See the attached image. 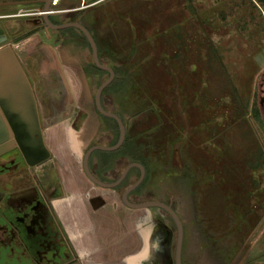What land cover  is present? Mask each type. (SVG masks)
Returning <instances> with one entry per match:
<instances>
[{
	"label": "rangeland",
	"instance_id": "obj_1",
	"mask_svg": "<svg viewBox=\"0 0 264 264\" xmlns=\"http://www.w3.org/2000/svg\"><path fill=\"white\" fill-rule=\"evenodd\" d=\"M71 6L76 19L91 28L98 57L113 67L104 100L125 125L124 144L93 150L90 157L97 162L91 166L113 179L129 161L143 163L148 177L129 200L156 196L176 208L184 264H264V0H57L51 8ZM36 11L37 3L0 7V13L33 12L5 18L12 32L30 27ZM50 33L49 38L40 30L24 34L16 50L39 56L41 44L54 49L74 109L83 110L75 132L78 145L83 150L94 143L113 144L117 127L113 137L106 133L113 121L95 112L92 101L107 75L92 65L86 46L80 68L70 52L81 42L78 34ZM53 75L40 76L42 89L60 82ZM62 152L63 179H85L79 150ZM116 156L109 170H100ZM89 183L93 205L108 201L107 209L117 218L112 226L132 231L115 251L132 257H119L120 262L132 264L141 253L146 258L140 264H157L156 246L159 253L163 249L155 244L160 231H169L164 252L168 259L173 256L176 229L166 213L125 206L122 186ZM19 249L14 247L11 257L1 247L0 264H31L26 257L16 259Z\"/></svg>",
	"mask_w": 264,
	"mask_h": 264
},
{
	"label": "flooded vegetation",
	"instance_id": "obj_2",
	"mask_svg": "<svg viewBox=\"0 0 264 264\" xmlns=\"http://www.w3.org/2000/svg\"><path fill=\"white\" fill-rule=\"evenodd\" d=\"M56 2L57 0L49 1L48 21L53 25L68 21L78 22L87 29L95 42L91 28L76 19V13L73 12L76 7L52 9L51 7H54ZM32 3L39 5V11H36V16L30 18L31 26L21 32L10 31L4 23L5 18L20 14L30 15L33 12L0 13V28L2 29L0 36H4L0 41V249L1 247L5 248L9 253L14 250V247H19V255L17 254V256L26 257L31 264H66L73 257L70 256V253L66 254L63 251L62 227L58 215L52 209V200L64 193V179L58 163L63 160L61 155L64 148L70 152L79 150L80 168L83 171L82 157L90 145L82 150L78 145L79 142L75 134L79 128V123L82 122L83 110L82 107L77 110L74 109L71 92L68 88L69 84L64 77L61 63L54 49L47 44H41L39 46L42 48L39 49V56H37L28 52L19 54L15 45L24 34L28 36L40 30L44 38H49L51 36L50 31L70 30L81 38V42H77L72 51L70 49L72 56L78 59V63L80 62V68L85 63V55L81 51L84 48L83 46L87 47L89 55H91V49L85 35L77 27L67 26L54 29L45 23L42 16L45 0H6L0 1V7H13L18 4ZM66 12L67 15L71 16L63 18ZM85 54L88 56L87 53ZM98 60L113 69L109 62L103 61L100 57H98ZM91 63L94 65L92 59ZM98 69L108 76L106 70ZM43 73L46 76L48 73H52V75L54 74L53 78L55 76L60 81L55 84L49 83V89H47L52 95L46 88L42 89L41 87L44 83H40L39 78ZM104 95V90H102L100 105L103 109L112 111L107 107ZM92 101L95 112L103 118L109 119L110 117L100 114L96 109L94 94ZM110 119L113 124L111 123V127H108L106 133L113 137L114 127H117V125L113 118ZM68 130L71 132V138L67 135ZM91 153L92 151L88 156L89 171L96 178L105 182L114 181L118 178L123 167L127 164L120 167L119 172L113 179H108L91 166L93 160L97 162L95 158L90 157ZM51 159L53 164L49 162ZM116 160H119L118 156L109 163H103L100 170L103 172L109 170ZM133 161L143 166L144 179L145 167L143 163L139 160ZM100 163L102 162L99 161ZM132 173H135L137 178L139 175L138 167L129 168L120 182L112 188L122 186V193L125 186L136 180L135 178L132 181L130 178ZM84 175L86 176L85 173ZM86 178L91 181L87 176ZM138 186L127 194L128 199ZM153 199L169 204L175 211L169 201L158 199L156 196ZM153 207L169 216L164 209ZM166 236L169 238V231L166 233L160 231L155 235V244L163 248L160 254L156 246L155 253L156 256L159 255L158 259L156 258L158 260L157 264H164L167 261H172V264H175L176 237L173 256H170L169 260L167 253L164 252L167 249ZM168 240L167 243H169ZM206 241H209V237L204 240V245ZM183 247L182 229L180 264H184Z\"/></svg>",
	"mask_w": 264,
	"mask_h": 264
},
{
	"label": "crops",
	"instance_id": "obj_3",
	"mask_svg": "<svg viewBox=\"0 0 264 264\" xmlns=\"http://www.w3.org/2000/svg\"><path fill=\"white\" fill-rule=\"evenodd\" d=\"M18 51L19 54L24 53L21 50ZM69 171L71 172L72 169ZM63 186L64 193L52 200V209L58 215L62 227L63 251L66 254L70 253L73 257L66 264H124L120 262L119 257L131 259L130 253L115 255L117 248L119 250L126 244L121 237L132 233L131 229L124 230V228L112 226L117 218L113 220L114 213L107 209L108 201L102 205H93L91 200L93 195L89 193L88 179L65 177ZM141 234L139 231L140 240ZM8 254L13 257L14 250ZM137 256L132 258L135 259V264H140L141 260L146 258L141 253ZM15 257L18 258V256Z\"/></svg>",
	"mask_w": 264,
	"mask_h": 264
},
{
	"label": "water",
	"instance_id": "obj_4",
	"mask_svg": "<svg viewBox=\"0 0 264 264\" xmlns=\"http://www.w3.org/2000/svg\"><path fill=\"white\" fill-rule=\"evenodd\" d=\"M49 1L50 0H45L43 9H42V16L44 18V21L46 24H48L51 28L54 29H61L67 26H75L77 27L79 30L82 31V33L85 35L89 45H90V49H91V59L94 63V65L100 69L106 70L108 72V76L99 83V85L96 87L95 91H94V103H95V107L98 110V112L102 115L108 116L110 118H113L116 122L117 128H118V136L116 141L113 144H105V143H96V144H92L90 145L84 152L83 157H82V168L84 173L86 174V176L95 184L102 186V187H113L116 184H118L120 182V180L123 178V176L125 175L126 171L131 168V167H138L139 169V175L136 178V180H134L132 183L128 184L127 186H125V188L123 189L122 193H121V201L122 203L130 208H141V207H159L164 209L169 216L171 217L174 225H175V229H176V246H175V258H174V263L175 264H180V246H181V240H182V224L181 221L178 217V215L176 214V212L171 208V206L165 202L159 201V200H155V199H148V200H143V201H130L127 197V194L133 190L136 186H138L140 184V182L143 179L144 176V168L143 166L136 162V161H131L128 162L122 169L120 175L118 178H116L114 181H110V182H105L102 181L98 178H96L90 171L88 168V156L90 154L91 151L95 150V149H100V150H114L116 148H118L123 140H124V136H125V125L123 123V121L121 120V118L114 112L112 111H108L105 110L101 107L100 105V94L101 91L103 90V88L112 81V79L114 78V71L111 67L107 66L106 64L100 63L98 60V55H97V49H96V45L95 42L93 40V38L91 37V35L89 34V32L87 31V29L81 25L78 22L75 21H68V22H62L60 24H56L53 25L51 24L48 19H47V11H48V5H49ZM2 32V29L0 28V33ZM0 41L2 38H4V36H0Z\"/></svg>",
	"mask_w": 264,
	"mask_h": 264
},
{
	"label": "trees",
	"instance_id": "obj_5",
	"mask_svg": "<svg viewBox=\"0 0 264 264\" xmlns=\"http://www.w3.org/2000/svg\"><path fill=\"white\" fill-rule=\"evenodd\" d=\"M114 75H115V73H114ZM115 77H116V76H115ZM124 141H125V136H124V140H123V142H122L123 144H124ZM146 169H147V168H146ZM146 171H147V170H146ZM146 176H147V173L145 172V177H146ZM145 177H144V178H145ZM147 177H148V176H147ZM141 183H142V182H141ZM161 200H162V199H161ZM165 201H166V200H165ZM172 206H173V205H172ZM173 208L176 209L174 206H173ZM175 211H176V210H175ZM209 239H210V237H209ZM183 250L185 251V247H183Z\"/></svg>",
	"mask_w": 264,
	"mask_h": 264
}]
</instances>
